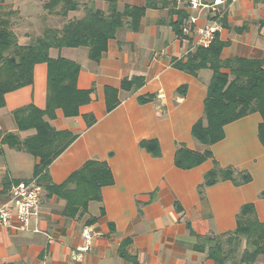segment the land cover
<instances>
[{
  "label": "crops",
  "instance_id": "0c3cea01",
  "mask_svg": "<svg viewBox=\"0 0 264 264\" xmlns=\"http://www.w3.org/2000/svg\"><path fill=\"white\" fill-rule=\"evenodd\" d=\"M10 1L20 13L16 28L20 41L64 21L48 14L42 0ZM150 1L153 5L145 9L138 28L119 29L97 61L89 58L86 46L50 50L53 58L78 63L76 86L89 91V101L74 116L64 115L60 108L52 117L44 116L54 130L69 131L75 139L47 167L38 215L31 225L27 229L0 226V264H214L206 252L195 249L197 236L232 231L241 206L247 203H253L264 222V198L259 197L264 189V147L257 135L258 113L228 123L224 137L210 147L218 166L249 173L248 183L222 180L200 192L212 160L191 169L175 166L178 145L204 149L192 137L191 127L202 117L211 70L192 75L175 67V62L186 59L189 44L178 38L173 26L178 18L182 22L189 16L196 17L200 26L210 20L190 10L186 0ZM146 2L117 0V8L142 7ZM89 4L107 7L103 0ZM82 14L77 10L68 17ZM219 22L217 36L226 43L222 59L263 55L264 0H233ZM132 76H141L142 85L121 88L122 79ZM106 88L115 90L118 100L110 111H106ZM46 89L47 65L38 63L31 84L4 95L0 204L8 201L12 184L35 177L37 158L3 137L15 133L23 140L35 134L33 128L19 130L13 112L27 105L44 109ZM146 139L157 140L158 156L139 145ZM88 159L105 161L113 183L101 188L99 199L90 200L83 214H69L65 199L48 186L63 183ZM85 226L93 230L89 243L82 235ZM78 248L86 249L81 260H74L71 255ZM256 263L264 264V257L259 255Z\"/></svg>",
  "mask_w": 264,
  "mask_h": 264
},
{
  "label": "trees",
  "instance_id": "16d2710c",
  "mask_svg": "<svg viewBox=\"0 0 264 264\" xmlns=\"http://www.w3.org/2000/svg\"><path fill=\"white\" fill-rule=\"evenodd\" d=\"M90 1L42 0V7L48 14L64 21L60 26L45 27L39 35L27 34V40L20 41L16 32L19 9L10 0H0V106L4 104L7 92L32 83L36 64L47 65L45 108L27 105L13 112L17 128H33L35 134L23 140L15 133L3 137L12 147L25 150L37 158L34 178L40 184L47 178L50 163L75 139V135L69 131L54 130L44 116L52 117L57 108L66 116H74L79 106L89 101V91L76 86L78 63L61 56L53 58L49 54L50 50L86 46L89 58L97 61L106 49L108 40L114 38L123 27L136 30L145 9L153 5L147 0L142 7L124 5L120 11L117 0H103L107 4L103 10L89 4ZM77 10H82L83 14L68 17L69 13ZM180 20L178 18L174 22L176 33L180 32ZM225 45L218 39L216 32L208 47H197L188 53L184 61L178 60L174 64L192 75H196L200 69L211 70L202 117L191 127L192 137L204 149L191 150L180 144L174 155L175 166L182 169H191L207 159L212 160V167L204 174L200 192L202 188L222 180H230L234 185L251 180L249 173L230 166L220 167L213 159L210 147L224 137V127L228 123L258 113L261 119L257 135L264 147V53L261 57L222 59L220 54ZM142 83L141 76H132L122 79L120 86L128 90ZM114 94L115 90L106 88V111L118 103ZM139 145L152 155L160 154L155 139L141 140ZM112 183L113 177L107 163L88 159L63 183L48 187L65 199V209L69 214H83L90 200L99 199L101 188ZM259 197L264 198V189ZM231 233L245 237L246 246L237 262L231 258L232 250H225L221 241L223 236ZM195 249L206 252L214 264H257V257H264V222L258 219L253 203L244 204L236 216V227L232 231L197 236Z\"/></svg>",
  "mask_w": 264,
  "mask_h": 264
},
{
  "label": "built area",
  "instance_id": "2783aa9c",
  "mask_svg": "<svg viewBox=\"0 0 264 264\" xmlns=\"http://www.w3.org/2000/svg\"><path fill=\"white\" fill-rule=\"evenodd\" d=\"M232 1L186 0L187 7L190 10L197 11L210 20L204 26L196 25V17L194 16H189L181 22L178 38L188 42V53L197 47L206 48L211 44L214 34L220 28L219 20ZM218 5L223 7L219 9L217 8ZM41 192L42 185L37 178L12 184L9 189L8 201L0 204V226H16L20 229H27L38 215ZM82 235L86 242L89 243L93 237V230L90 226H85L82 230ZM85 249L78 248L72 253V258L81 260V252Z\"/></svg>",
  "mask_w": 264,
  "mask_h": 264
},
{
  "label": "rangeland",
  "instance_id": "374dc122",
  "mask_svg": "<svg viewBox=\"0 0 264 264\" xmlns=\"http://www.w3.org/2000/svg\"><path fill=\"white\" fill-rule=\"evenodd\" d=\"M31 7H32V5H31ZM41 22L46 24V22L43 18H42ZM16 28H17V25H16ZM35 32L36 31L31 32V33L35 34ZM20 35H21V33H20ZM25 39L26 38H24V40ZM221 241H222L223 248L225 250H232L231 254H230L231 258L237 262L240 258V255L242 253L243 248L246 246L245 237L242 235H237V234L231 233V234H227V235L223 236Z\"/></svg>",
  "mask_w": 264,
  "mask_h": 264
}]
</instances>
